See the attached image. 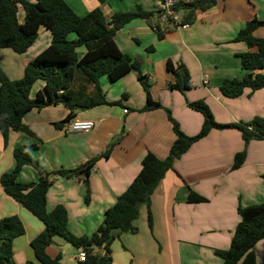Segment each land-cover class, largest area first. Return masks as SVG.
Returning <instances> with one entry per match:
<instances>
[{
  "label": "crops",
  "instance_id": "0c3cea01",
  "mask_svg": "<svg viewBox=\"0 0 264 264\" xmlns=\"http://www.w3.org/2000/svg\"><path fill=\"white\" fill-rule=\"evenodd\" d=\"M65 2L80 16L100 8L107 21L115 13L138 9L154 13L149 19L137 18L128 23L117 32L115 41L123 53L140 60L150 96L162 105L159 109L145 110L146 91L138 80V72L131 71L115 82L107 78L100 80L110 104L81 111L76 116L77 120L94 123V129L88 133H66L57 127L68 114L62 105L25 115L23 122L35 136L10 132L5 143L0 133V178L14 169L13 154L20 146H35L30 154L47 172L74 170L98 159L88 177L89 203L85 201L83 174L73 178L55 176L47 194L48 210L64 206L70 231L83 237L97 230L105 211L139 174L148 152L159 159L169 155L176 134L166 109L187 136L198 134L204 120L201 113L188 107V102L203 100L219 124L248 123L255 117L264 118V88L245 89L237 98H228L220 91L225 79H239L244 75L238 55L255 49L234 39L248 22L264 21V0H218L212 9L199 12L193 24L187 23L188 28L181 27L182 23L161 19L157 0H105L104 4L98 0ZM24 17L25 12L23 21ZM152 25L160 27L162 39ZM42 31L44 43L38 46L36 41L19 57L22 64L16 70V79L23 77L29 62L49 47L52 35ZM254 36L264 40V25L254 31ZM8 50L0 49V59L7 57ZM79 53L83 55L85 51L80 49ZM169 61L174 67L183 65L188 72L191 83L184 93L169 87L175 82L174 74L167 68ZM43 87L44 83L33 87L31 97ZM109 146L112 147L109 156L103 157ZM244 150L243 165L232 170L235 155ZM39 179L38 173L29 166L18 176V181L24 184L36 183ZM191 191L208 201L188 203ZM263 201L264 139H255L246 145L241 132L235 128L213 129L166 173L151 196L149 209L146 205L140 209L135 222L138 232L123 233L122 247L112 246V264H223L215 251L229 249L240 222L238 208L260 205ZM10 216L19 217L25 227V236L13 242L14 264L37 261L31 242L45 226L7 196L0 183V220ZM254 252L257 261L264 264V240L256 244ZM47 253L52 258L60 256L63 264H80L79 249L61 237L54 238Z\"/></svg>",
  "mask_w": 264,
  "mask_h": 264
},
{
  "label": "trees",
  "instance_id": "16d2710c",
  "mask_svg": "<svg viewBox=\"0 0 264 264\" xmlns=\"http://www.w3.org/2000/svg\"><path fill=\"white\" fill-rule=\"evenodd\" d=\"M101 4L105 0H98ZM218 0H185L176 5L181 13L182 24H193L199 12L212 9ZM25 12L23 23L17 17L18 6ZM154 13H146L141 9L134 12L115 13L107 21L103 11L96 8L84 16L78 15L65 0H0V49H10L15 54L22 55L34 44L39 30L45 27L52 35L48 48L37 55L24 70L19 80H12L0 69V133L7 142L10 132L35 134L24 124L26 114L33 110H42L51 106L62 105L68 110L64 121L57 127L76 118L81 111L110 104L100 86V80L105 77L115 82L131 71L138 72V80L147 94L145 110L159 109L162 105L152 100L149 84L141 71L139 59L123 53L115 41L118 31L131 21L141 18L149 19ZM167 23H171L167 20ZM264 25V21L256 19L247 23L234 42H245L250 48L246 53L239 54L244 75L239 79H225L221 93L228 98L241 96L245 89L257 91L264 88V40L256 38L254 31ZM153 26V25H152ZM163 38L160 27L154 25ZM74 34L75 39H70ZM85 49L80 55L79 50ZM152 51V48H148ZM175 77V82L169 87L184 93L189 89V75L183 65L167 64ZM37 81H43L44 87L36 96L31 97L32 89ZM188 107L201 113L204 120L202 128L195 136H187L181 131L179 123L166 109L168 119L176 134L169 155L159 159L148 152L142 160V168L128 188L117 198L116 203L104 213L103 222L91 236L77 237L68 227V212L64 206L53 210L47 208V194L55 176L61 178L85 176L86 196L89 203L90 191L88 177L92 166L98 160L92 161L74 169L47 172L30 152L35 146H20L14 151L15 167L11 172L0 178L4 193L14 199L45 226L44 230L31 242L35 257L40 264H63L61 257L52 258L47 248L55 237H61L75 248L83 250L87 258L80 264H112V243L123 233L136 234V220L140 209L146 205L149 209L151 196L171 170L176 160L180 159L194 143L206 137L213 129L235 128L242 134L246 145L255 139H264V118L255 117L248 123L219 124L215 121L209 106L203 101L188 102ZM108 147L103 157H108L111 149ZM112 148V147H111ZM246 159V150L235 155L232 170L239 169ZM32 167L40 176L36 183L24 184L18 181L21 170ZM188 203H205L208 200L191 191ZM240 222L236 227L231 245L227 250H216L223 264H261L257 261L254 247L264 240V201L260 205L239 207ZM148 223L152 226V216L149 210ZM121 228L118 235H110L111 230ZM25 234V227L17 216L0 220V264H14L13 242ZM26 264H35L27 262Z\"/></svg>",
  "mask_w": 264,
  "mask_h": 264
},
{
  "label": "built area",
  "instance_id": "2783aa9c",
  "mask_svg": "<svg viewBox=\"0 0 264 264\" xmlns=\"http://www.w3.org/2000/svg\"><path fill=\"white\" fill-rule=\"evenodd\" d=\"M159 3V11L161 19L169 20L173 24L181 23V14L176 10V5L179 3L178 0H157ZM183 28H188L187 24H180ZM191 83V81H190ZM204 84H207V80H204ZM94 129V123L90 120H77L72 119L66 123L63 130L66 133H88ZM87 258V254L82 249L79 250L78 260L84 262Z\"/></svg>",
  "mask_w": 264,
  "mask_h": 264
},
{
  "label": "rangeland",
  "instance_id": "374dc122",
  "mask_svg": "<svg viewBox=\"0 0 264 264\" xmlns=\"http://www.w3.org/2000/svg\"><path fill=\"white\" fill-rule=\"evenodd\" d=\"M23 15H24V10H23V8L21 7V5H19L18 6V12H17V17H18V20H21V21H23ZM41 29V31L39 30V34H38V37H37V39H36V41H39L38 42V46H40L41 45V43L43 42L44 43V39L43 40H41L42 38V36H43V34L41 33V32H43L42 31V29H44V31H48L45 27H42V28H40ZM47 33H49V36L51 35L50 34V32L48 31ZM42 34V35H41ZM40 35V36H39ZM40 39V40H39ZM70 39H75V35L74 34H71L70 35ZM34 42V43H37V42ZM34 45V44H33ZM81 50L82 51H85V49L84 48H81ZM7 53H9L8 55H7V57L5 58V59H0V69L6 74V76L8 77V78H10V79H12V80H19L20 78H22V77H19V79H16V78H18L17 77V74H16V70H17V68L19 67V66H21V64H22V60H20L19 59V57H22L21 55H17V54H15L12 50H8V52ZM13 78H15V79H13ZM102 79H106L105 77H103ZM101 79V80H102ZM44 82L43 81H38V84L36 83L35 84V88H38L39 86H40V84H43ZM34 88V89H35ZM25 236V235H24ZM19 238V237H18ZM20 238H22V237H20ZM17 239V238H16ZM115 245V247H119V245H120V247H122L121 246V240H120V237L119 238H116L114 241H113V243H112V246H114ZM32 247V246H31ZM14 249H15V247H14ZM21 249H24V248H21ZM33 263H35V264H40L39 262H37V261H34ZM26 264V263H25Z\"/></svg>",
  "mask_w": 264,
  "mask_h": 264
},
{
  "label": "water",
  "instance_id": "95a60500",
  "mask_svg": "<svg viewBox=\"0 0 264 264\" xmlns=\"http://www.w3.org/2000/svg\"><path fill=\"white\" fill-rule=\"evenodd\" d=\"M121 232H122V229H121V228H115V229L111 230L110 235H111V236L114 235V234L118 235V234H120ZM69 245H70V244H69Z\"/></svg>",
  "mask_w": 264,
  "mask_h": 264
}]
</instances>
